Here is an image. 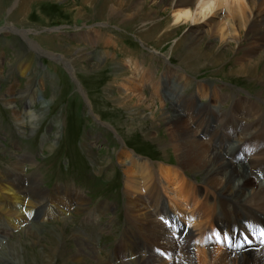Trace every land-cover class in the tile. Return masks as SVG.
<instances>
[{"label": "bare ground", "instance_id": "bare-ground-1", "mask_svg": "<svg viewBox=\"0 0 264 264\" xmlns=\"http://www.w3.org/2000/svg\"><path fill=\"white\" fill-rule=\"evenodd\" d=\"M158 2L167 4L172 9L173 24H176V27L180 23H190L197 28L192 31L195 34L191 36L183 52L180 51L181 42H178L177 46H172L173 54L171 53L169 57L160 53L157 59L163 63L161 65L165 69V76L162 82L158 84L156 82L157 86L153 81L152 67L147 64L146 67L139 69L135 63L142 78L141 82L147 84L145 86L150 88L161 86L159 93L152 91L155 97L147 96L145 101H141L137 94L135 97L126 95L114 103L115 107L125 110L132 117H140L136 122H129L127 130L131 131L134 126L149 122L150 128L142 132L143 138L163 149L161 164L157 167L133 152L120 150L116 155L117 163L121 166L126 165L124 195L135 221L127 218L130 213L126 211L127 231L122 236L115 258L124 256L132 260L123 264H264V108L260 104L264 100V0H158ZM141 8L142 5L137 7ZM19 11H21L18 13L19 16L8 15L4 20L5 24L27 27L22 22V15L27 12V8H21ZM2 12L3 6L0 5V19L3 17ZM112 16L114 12L110 10L100 21ZM147 17L152 18L151 15ZM244 30L245 34H242ZM101 31L91 32L96 43L101 39ZM12 33L27 44L31 43L30 47L35 52L39 50L40 56L46 54L32 42L28 36L30 33L15 29ZM144 35L147 41L151 36H155L156 32L148 31ZM4 36L5 34L0 33L2 39ZM204 36L208 42H216L217 49L210 59L205 58L212 54L207 50L200 51L199 57L208 59L207 63L217 68L214 76L220 73L223 77L229 74L236 77L246 76L249 85L257 86L251 92L248 91L250 96L237 95L228 104V93L222 92L218 87L210 90L208 85L200 83L197 86V93L207 101V104L196 106L195 97H188L181 91L183 88H177L180 84H182L180 87L187 86L188 72L197 73L207 65L200 63L196 58V51H193L195 41L203 39ZM53 37L54 35L42 38ZM168 37V34H161L158 40L156 39V44L162 45L169 39ZM241 38H245L247 43L242 44ZM229 41L233 42L232 46L228 44ZM14 42L21 48L25 47L20 40ZM140 42L144 41L140 39ZM227 44L231 52L237 48L238 55L224 60L222 55L225 50L222 52V48H219ZM172 55H177L180 62L172 65L170 63ZM32 56L35 57L31 58L35 59L34 65L37 63V66H41L40 56L31 53L30 57ZM49 57L53 59V55ZM57 59L72 71L73 68L60 56ZM22 62L18 65V73L25 78L26 87L17 90L11 88L10 92L1 95L5 96L4 103L12 109L16 128L23 134L24 130L30 133L42 124L48 104L47 101L41 102L40 96L32 88V83L41 81L40 72L31 70L35 68H30L27 60ZM227 63L233 65L229 71L223 68ZM109 65L110 75L107 74L109 76L106 87L118 83L123 77L122 73L113 70L115 66L113 61ZM136 85L133 86V90H137ZM159 95L169 101L168 106L158 100ZM16 97L23 101L21 109L15 104ZM37 101L39 105L36 106ZM224 103L228 105L221 108ZM24 116L28 121H25ZM217 134L228 138L231 147L222 148L223 140H218L215 136ZM48 147L53 149V145ZM169 151L176 158L175 162H170L172 165L166 163L165 159ZM111 161L110 158L107 159L106 166H109ZM24 162L23 160L22 164ZM32 165L29 164L31 167ZM192 174L199 175L200 181H192L190 177ZM64 192L60 193L58 190L44 192L39 186H32V183L30 189L23 190L20 182L12 181L6 174L0 173V218L4 219L10 228H20L24 240L29 241L32 248L41 247L43 239L39 237V231L32 230L30 222L32 216L48 207L46 216L64 224L70 217V213L66 211L73 202L80 209L85 205V199L80 194L72 193L73 196L66 201L63 200L61 195L65 194ZM168 194L171 195L169 200ZM182 211L189 212V216L184 217ZM218 216H223L220 219L221 228L216 224ZM189 217L194 223L196 233V238L192 241L194 246L192 252L190 242L194 235L181 227V222ZM211 223L215 224L214 228L207 229ZM1 229L0 227V236L10 235L3 233ZM224 233L225 240L220 238L224 237ZM50 235V243L44 245L43 264H52L59 260L63 264L71 262L87 264L84 261L86 258L83 255L84 248L82 246L76 250L70 248L67 244L69 237L61 228L58 231L51 229ZM212 243L220 245L209 248ZM125 245L129 247L128 255L122 253ZM144 245L148 249L146 253L142 251ZM159 252L164 253L166 257L162 258ZM110 262L111 260L105 262L99 260L93 264H112Z\"/></svg>", "mask_w": 264, "mask_h": 264}, {"label": "rangeland", "instance_id": "rangeland-1", "mask_svg": "<svg viewBox=\"0 0 264 264\" xmlns=\"http://www.w3.org/2000/svg\"><path fill=\"white\" fill-rule=\"evenodd\" d=\"M32 1L38 0H0V5L3 6L0 33L5 34L4 39L0 37V173L6 174V177L12 181L20 182L23 190L30 189L32 183V186H39L44 192L65 191V194L61 195L65 201L73 196L72 193L80 194L85 199V205L80 209L73 202L66 211L70 213L71 218L68 217L64 224L46 216L48 207L32 216L30 218L32 225H30L34 232L39 231V237L43 239L41 247L32 248L29 241L24 240L20 228L12 229L4 219L0 218L1 230L10 234L7 237L0 236V264H43L44 245L50 243V230L58 231L59 228L68 235L67 244L70 248L75 250L81 246L84 248L83 255L86 257L84 261L87 264L99 260L104 262L111 260L112 264L129 263L132 260L124 256L115 258L122 236L127 231L126 211L130 213L127 218L135 221L124 195L126 165L118 164L116 155L120 150L133 152L157 167L161 164L163 149L143 138L142 132L150 128L149 122L134 126L131 131L127 130L129 128L127 124L131 121L136 122L140 117H132L125 110L115 107L114 103L126 95L133 97L139 95L141 101H145L147 96L155 97L152 91L159 93L161 86L160 88L145 86L147 84L141 82L142 78L135 63L138 64L139 69L146 67L147 64L152 67L153 81L157 86L165 76V69L161 65L163 63L157 59L160 53L169 57L172 46L175 47L178 42H181L180 51L183 52L191 36L195 34L193 32L197 26L180 23L176 27V24H173L172 9L158 0H39L40 2H35L39 5ZM139 5H142L141 9H137ZM21 8H27V12L22 15V22L27 27H19L16 24L6 25L5 18L13 14L19 16ZM110 10L114 12V16L100 21ZM150 15L152 20L147 17ZM14 29L30 33L28 36L32 42L46 54L40 56L39 50L33 51L30 47L31 43L27 44L12 33ZM94 30L103 31L98 43L92 38L91 32L94 33ZM148 31H155L156 35L146 41L144 34ZM160 33L168 34L169 39L159 46L156 42ZM242 34H245V30ZM53 35L51 39L42 38ZM140 39L144 42L141 43ZM241 39L242 44L247 43L245 38ZM14 40H20L25 47H19ZM195 42L193 51H196V58L200 63H207V60L214 56L213 52L217 49L216 42H208L205 36ZM228 44L232 46L233 42L229 41ZM228 44L219 48H222V52L225 50L222 55L224 60L238 55L237 48L231 52ZM202 50L212 53L205 56L208 59L199 57ZM31 53L40 56L41 66H37V63L34 65L35 59L31 58L35 57H30ZM102 53H106L105 56ZM50 55H53V59L49 57ZM59 56L73 68V72L60 63L57 59ZM172 56L170 60L172 65L180 62L177 55ZM22 60H27V65L35 68L31 70L40 72L41 81L32 83V88L40 96L41 102L47 101L48 104L42 124L30 133L24 130L23 134L16 128L12 109L4 103L5 96H2L10 92L11 88L17 90L26 87L25 78L18 73V65L23 63ZM111 60L115 65L113 70L122 73L123 77L118 83L106 87ZM228 64L224 65V70L229 71L233 68V65ZM216 69L207 63L205 68L197 73L188 72L187 86L180 87L182 85L180 84L177 88H183L181 91L186 96L195 97L196 106H204L207 101L197 93V86L200 83L208 85L210 90L218 87L222 92L228 93V104L237 95L247 97L248 91L251 92L257 87L249 85L246 76L236 77L229 74L223 77L222 73L214 76ZM135 84H139L136 85L137 90H133ZM15 100L17 108L21 109L22 99L16 97ZM158 100L165 106L169 104V101L160 95ZM39 101L35 102L36 106L39 105ZM263 102L260 104L264 108ZM227 105L224 103L221 108ZM26 120L28 121V118L25 117ZM211 127L210 125L209 128ZM215 136L218 140H223L222 148L226 149L231 145L229 139L221 137V134ZM50 145H53V149L48 147ZM167 156L166 163L172 165L173 163L170 162H175V155L169 151ZM109 158L112 160L111 166H106L105 161ZM23 160L25 162L22 164ZM31 163L32 167L29 166ZM190 177L192 181H200L199 175L192 174ZM182 213L184 217L190 214L187 211ZM221 217L223 216L216 218L218 222L216 224L220 228ZM167 222L171 224L170 221ZM181 223V227L194 235L190 242L192 252L194 250L192 241L196 238L194 223L190 217ZM214 226L215 224L211 223L207 229H213ZM220 238L225 240L226 233ZM219 245L220 243L216 245L212 243L208 247L215 248ZM220 248L223 249L222 246ZM147 250L144 245L142 251L146 253ZM122 253L128 255L127 245ZM159 253L162 258L166 257L164 253ZM52 264L63 263L59 260Z\"/></svg>", "mask_w": 264, "mask_h": 264}]
</instances>
